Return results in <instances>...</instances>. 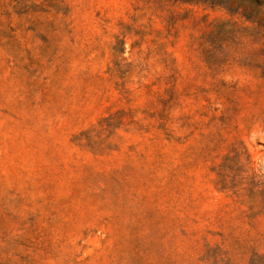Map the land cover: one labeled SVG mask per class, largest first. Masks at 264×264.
Wrapping results in <instances>:
<instances>
[{"label":"rangeland","instance_id":"374dc122","mask_svg":"<svg viewBox=\"0 0 264 264\" xmlns=\"http://www.w3.org/2000/svg\"><path fill=\"white\" fill-rule=\"evenodd\" d=\"M0 264H264V0H0Z\"/></svg>","mask_w":264,"mask_h":264}]
</instances>
